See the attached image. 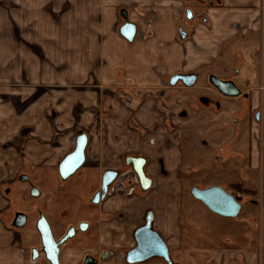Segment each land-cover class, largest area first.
<instances>
[{
    "label": "crops",
    "instance_id": "obj_1",
    "mask_svg": "<svg viewBox=\"0 0 264 264\" xmlns=\"http://www.w3.org/2000/svg\"><path fill=\"white\" fill-rule=\"evenodd\" d=\"M43 1L46 15L59 16L62 31L80 32L84 20L96 27L98 65L89 74L65 70L56 83L25 87L13 82L18 77L12 71L9 77L0 75V264H50L41 240H35V235L41 238L37 229L41 216L51 224L57 241L75 231L60 248V264H127V252L136 246L134 232L145 224L149 212L153 229L175 264H259L256 244L212 246L198 240L197 212L203 217V240L221 236V221L213 216L229 219L194 199L191 189L212 185L226 189L232 178L235 185L244 184L239 179L244 161L250 177L251 170L262 169L264 0ZM17 12L11 10L10 20L0 18V23L16 24ZM66 17L76 18L75 27ZM126 24L136 26L132 41L121 34ZM175 75H196L197 81L192 87L181 82L172 86ZM200 79L203 84L197 86ZM215 81L229 84L230 90L222 91ZM196 123L226 135L227 141L217 143L216 136L210 141V146L219 147L221 166L191 164L184 170L183 149L195 146ZM228 128L234 133L231 141ZM82 136L87 138L86 160L77 172L83 173L53 189L33 186L32 210L41 213L29 225L27 212L16 210L9 184L18 176L29 183L30 177L44 182L45 177L60 176L61 163ZM210 143L204 141L206 146ZM129 157L146 161L151 187L145 191L140 186L134 195L115 189L93 204L107 171L133 169L127 164ZM217 175L220 180L215 183H195L199 177ZM187 176L195 183L189 196L184 194ZM34 189L38 197L32 194ZM42 198L56 204L59 219H50L56 215L55 207L48 208ZM83 224L87 227L81 230ZM141 264L166 263L155 258Z\"/></svg>",
    "mask_w": 264,
    "mask_h": 264
},
{
    "label": "rangeland",
    "instance_id": "obj_2",
    "mask_svg": "<svg viewBox=\"0 0 264 264\" xmlns=\"http://www.w3.org/2000/svg\"><path fill=\"white\" fill-rule=\"evenodd\" d=\"M32 1L34 4H32ZM32 1L0 0V10H3L2 17L0 15V18L9 21L11 10L18 11L17 17L13 16L16 24L12 23L11 25V23L9 24V22H6L8 26H3L5 23H0V75H3V77H9L10 72L12 71L13 74L18 77V80L13 82H18L20 86L25 87L27 84L32 85L34 83H56L58 75L65 70H76L83 74L94 72L98 65L97 60L99 56L98 31L96 30V27L84 20L81 26L82 31H62L57 22L59 16L52 17L46 15L48 13L46 11L48 6L46 7L43 0ZM66 18L68 25L71 24L72 27H75L76 18ZM27 20H29L32 25L27 26ZM67 28L69 27L67 26ZM8 82L10 83L11 81L8 80ZM202 84V79L198 80L197 86H201ZM205 93L209 94L211 92L206 90ZM215 94L211 93V95ZM203 111L204 110L202 109L201 112L198 113H202ZM218 120V125L221 126L223 119L221 118ZM206 127H208V124ZM206 127L199 123L194 124L193 128L196 135V142L195 146L191 147L185 145V148L183 149L184 170H190L191 164L198 168L205 167L209 169L221 166L218 165L217 161V158L221 156L219 147L210 146V141L214 136H216L217 143L227 141L226 135H219L217 132L213 134L211 131L209 132ZM228 130V135L230 137L228 141H231L234 136L233 129L228 128ZM204 141L209 142L210 147L204 145ZM263 162L264 154L262 155V169L251 170V175L252 171L254 173L251 177L248 172L250 170L246 168L248 161L243 162L245 168L243 176H239V179L242 180L244 184L239 185L252 189L250 191L254 194L248 196L243 195L244 197L240 199L244 206L236 220H221V218L213 216L215 219L221 221V229L219 230L221 231V236L218 237V239L213 237H208L204 240L202 239L204 237L201 236L203 235L202 228L204 225L201 223L203 217L199 215V212H197L198 215L195 218L196 223L194 225V235L198 237V240L200 242H208L212 246H221L224 244L227 246L243 247L256 244L259 264H264ZM230 166L231 163L228 162L226 167L230 169ZM80 173H83V170L77 172L68 179L67 182H72ZM45 178L46 180L44 182H38L36 177H30L31 182L29 183L26 182V179L18 176L13 179L11 184H9L11 185L9 187L13 191L11 197L15 203L16 210L27 212L30 223L29 225H31L32 222L34 223V221L40 217L41 213L34 209L32 210L34 200L30 196V189L33 186L41 187L42 189L47 188L48 186H53V189L55 185L63 183L59 175ZM195 179H197V177H195ZM211 180H214V183L216 180L219 181L220 175L208 179L199 177L198 182L195 183H199L201 186H206ZM230 180L231 181L227 186L228 189L226 188V190L235 195L237 194V191L235 189V182L233 181L234 178ZM184 183V194L189 196L190 186H193L195 183H192V178H190V176L185 177ZM52 194H50V199L53 197ZM41 200L44 202V205H48V208L49 204H51L50 206L52 208L53 206L55 207L56 215L50 216V219H59L60 213H58L59 208L56 204L48 201L49 199L45 200V198H42ZM208 225V223L205 224L207 228L211 227V229H214L212 226ZM35 240L39 242L41 238L39 239V236L35 235Z\"/></svg>",
    "mask_w": 264,
    "mask_h": 264
},
{
    "label": "water",
    "instance_id": "obj_3",
    "mask_svg": "<svg viewBox=\"0 0 264 264\" xmlns=\"http://www.w3.org/2000/svg\"><path fill=\"white\" fill-rule=\"evenodd\" d=\"M188 14V13H187ZM121 34L132 41L136 34V26L126 24L121 29ZM181 38H185L186 34L181 31ZM197 81L196 75H175L171 78V85L176 86L181 82L186 87H192ZM214 85L222 91L230 90L229 84L215 81ZM231 94L235 95L236 91L231 89ZM87 138L79 137L76 149L68 155L59 167V173L62 180L66 181L76 174V172L84 165L86 156ZM146 161L140 157H129L127 164L132 166L134 172L140 179L143 190H148L152 181L145 174ZM118 172L107 171L102 178V186L100 191L93 199V204H100L108 193L110 185L116 180ZM32 194L35 197L39 196V191L34 189ZM191 195L194 199L203 203L212 213L223 218L235 219L239 216L242 210V202L240 198L229 193L226 189L218 185H212L201 189L193 187ZM87 225H81L80 229H86ZM37 229L41 237L43 253L50 264H60V248L65 241L72 237L74 233L69 234L65 239L57 241L52 232V228L48 220L41 216L37 222ZM136 246L127 252V264L146 263L152 259H162L166 264H175L171 258L170 251L165 241L159 233L153 229V214L149 212L146 216L145 225L138 228L133 235ZM34 259L38 258L37 250L33 251Z\"/></svg>",
    "mask_w": 264,
    "mask_h": 264
},
{
    "label": "built area",
    "instance_id": "obj_4",
    "mask_svg": "<svg viewBox=\"0 0 264 264\" xmlns=\"http://www.w3.org/2000/svg\"><path fill=\"white\" fill-rule=\"evenodd\" d=\"M262 95L264 96V86L260 88ZM140 179L133 169L125 170L121 172V175L114 187L110 188L109 193H113L115 189L123 190L127 195H134L140 188Z\"/></svg>",
    "mask_w": 264,
    "mask_h": 264
},
{
    "label": "trees",
    "instance_id": "obj_5",
    "mask_svg": "<svg viewBox=\"0 0 264 264\" xmlns=\"http://www.w3.org/2000/svg\"><path fill=\"white\" fill-rule=\"evenodd\" d=\"M235 189H236L237 192H239L241 195H244V196H248V195L254 194L251 191L244 189V187L241 186V185H236Z\"/></svg>",
    "mask_w": 264,
    "mask_h": 264
},
{
    "label": "flooded vegetation",
    "instance_id": "obj_6",
    "mask_svg": "<svg viewBox=\"0 0 264 264\" xmlns=\"http://www.w3.org/2000/svg\"><path fill=\"white\" fill-rule=\"evenodd\" d=\"M263 112H264V110H263ZM257 117L259 118L260 117V114L259 115H257ZM263 146H264V144H263ZM120 175H121V172H118V176H117V178H116V180L110 185V187H109V190H108V193L107 194H109V191H110V188L113 186V185H115V183L117 182V180L119 179V177H120ZM71 178V177H70ZM140 185H141V183H140ZM240 198V197H239ZM146 222V221H145ZM145 225V224H144ZM71 233H75V231H71L69 234H71Z\"/></svg>",
    "mask_w": 264,
    "mask_h": 264
}]
</instances>
